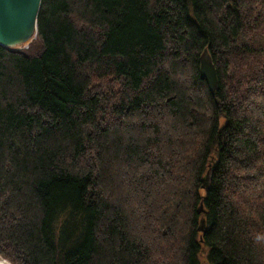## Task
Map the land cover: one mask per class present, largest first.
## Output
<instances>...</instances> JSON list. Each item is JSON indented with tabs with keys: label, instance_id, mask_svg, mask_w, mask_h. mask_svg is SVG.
Instances as JSON below:
<instances>
[{
	"label": "trees",
	"instance_id": "trees-1",
	"mask_svg": "<svg viewBox=\"0 0 264 264\" xmlns=\"http://www.w3.org/2000/svg\"><path fill=\"white\" fill-rule=\"evenodd\" d=\"M203 249L264 264V0H42L28 48L0 46V257Z\"/></svg>",
	"mask_w": 264,
	"mask_h": 264
},
{
	"label": "water",
	"instance_id": "water-1",
	"mask_svg": "<svg viewBox=\"0 0 264 264\" xmlns=\"http://www.w3.org/2000/svg\"><path fill=\"white\" fill-rule=\"evenodd\" d=\"M41 1L42 0L37 1V6L35 8V17H34L35 29H34V32L28 34L25 31H21L19 29V27H17V28L15 27L12 32L9 31L14 36L15 42L10 43V44H6L5 43L6 40H3V41H0V46L6 47V48L17 47V46H20L22 43H24L33 34H36V32H37V18H38V14L40 11ZM10 2H13V0H0V23H2L1 18L4 15L10 13V7H11V5L9 4ZM16 7H18V4ZM7 24H8V21L3 22V24H1V26L3 25L2 26L3 31H4V28ZM199 73H200V78L203 81H205L210 94L215 95V90H216V86H217V72H216V69H215V67L212 63V60H211L210 56L208 55L207 51H204L202 53V55L200 56ZM207 181H208V172L206 173L204 179L202 180V189L207 188ZM200 213H202L201 207L198 209V214H200ZM204 230H205V222L203 219H201L199 222V227L197 228V231H198V233L202 234L204 232Z\"/></svg>",
	"mask_w": 264,
	"mask_h": 264
},
{
	"label": "bare ground",
	"instance_id": "bare-ground-1",
	"mask_svg": "<svg viewBox=\"0 0 264 264\" xmlns=\"http://www.w3.org/2000/svg\"><path fill=\"white\" fill-rule=\"evenodd\" d=\"M37 1L38 0H13V2L9 3L11 5L10 13L4 15L1 18L2 23H0V41L6 40V44L14 43V36L10 32H12L15 27H19L21 31H25L28 34L34 32V17ZM17 4L18 7H16ZM6 21H8V24L5 26L3 31V25L1 26V24ZM0 264L8 263L0 259Z\"/></svg>",
	"mask_w": 264,
	"mask_h": 264
},
{
	"label": "rangeland",
	"instance_id": "rangeland-1",
	"mask_svg": "<svg viewBox=\"0 0 264 264\" xmlns=\"http://www.w3.org/2000/svg\"><path fill=\"white\" fill-rule=\"evenodd\" d=\"M35 36H36V34H33L24 43H22L20 46L13 47V49L20 50V51L27 49L28 46H29V44L32 43L35 40ZM206 254H207L206 249H203L202 250V253L200 255V262H201V264H208V262L206 261ZM0 259L3 260L1 257H0ZM3 261L6 262V263H8V264H10L6 260H3Z\"/></svg>",
	"mask_w": 264,
	"mask_h": 264
}]
</instances>
